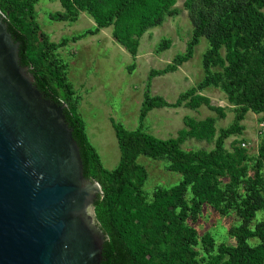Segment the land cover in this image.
I'll use <instances>...</instances> for the list:
<instances>
[{
    "label": "trees",
    "instance_id": "16d2710c",
    "mask_svg": "<svg viewBox=\"0 0 264 264\" xmlns=\"http://www.w3.org/2000/svg\"><path fill=\"white\" fill-rule=\"evenodd\" d=\"M36 1L0 0V14L20 43V64L29 68L45 98L63 105L79 145L84 175L101 186L103 195L93 204L95 218L106 234L100 264H264V216L256 219L257 211H264V136L253 157L239 140H232L230 150L225 147L226 138L242 133L240 122L248 111L264 114V0H184L192 23L185 51L163 68L150 69L135 129L111 119L119 148L113 169L103 166L89 141L79 95L67 78L66 64L54 52L70 39L112 26L113 38L134 59L141 36L179 13L176 0H59L63 11L52 17L74 21L84 11L95 27L58 43L50 42L40 29ZM201 37L208 43L202 55L203 79L180 92L174 102L151 95V78L175 71L189 60ZM170 43L162 40L157 51L169 48ZM209 86L220 88L232 105L233 119L226 127L217 131L212 116L199 120L185 116L184 128L176 137L160 138L144 129L148 112L160 107L203 104L223 117L224 107L211 105L207 96L198 93ZM187 138L213 141V147L183 149L181 143ZM141 155L165 159L168 170L178 172L181 179L148 194L144 189L147 169L138 162ZM204 205L221 215L233 211L239 218L228 229L233 244L217 242L208 232L198 235L192 223Z\"/></svg>",
    "mask_w": 264,
    "mask_h": 264
},
{
    "label": "rangeland",
    "instance_id": "374dc122",
    "mask_svg": "<svg viewBox=\"0 0 264 264\" xmlns=\"http://www.w3.org/2000/svg\"><path fill=\"white\" fill-rule=\"evenodd\" d=\"M183 2L184 0H176L174 6L179 10L177 15L166 17L161 25L149 28L141 36L134 59L113 38L112 26L101 28L93 34L88 33L77 40L70 39L54 52L55 57L66 64L67 78L80 98L79 112L85 123L87 137L107 169H113L119 160V148L111 119L127 129H135L150 69L163 68L175 55L185 51L186 43L191 37L192 23ZM35 11L36 21L48 35L50 42L58 43L63 38L77 36L95 27L91 16L84 11H79L74 21L52 17V13L63 11L59 0H37ZM164 39L170 40L169 48L157 51L159 43ZM207 44V39L201 37L189 60L179 65L175 71L152 77L150 94L174 102L180 92L199 83L204 77L202 55ZM198 93L207 96L211 105L224 107L225 115L220 117L203 104L197 108L184 105L154 108L144 120V129L160 138L176 137L178 131L184 128L185 116L198 120L212 116L216 119L217 131L226 127L233 119V111L225 93L213 86L199 90ZM263 121V113L248 111L240 122L243 126L242 133L226 138L225 147L230 150L232 140H239L240 146L245 148L249 156H256L260 141L258 127ZM181 147L209 150L213 147V141L187 138L181 143ZM138 162L147 169L148 179L144 189L148 194L157 186L169 187L181 179L178 172L168 170L165 159L141 155ZM251 164L252 161H249V165ZM263 216V210L257 211L256 219ZM238 222L239 218L233 211L221 215L204 205L199 218L192 224L199 236L208 232L217 242L233 244L235 240L228 229Z\"/></svg>",
    "mask_w": 264,
    "mask_h": 264
},
{
    "label": "water",
    "instance_id": "95a60500",
    "mask_svg": "<svg viewBox=\"0 0 264 264\" xmlns=\"http://www.w3.org/2000/svg\"><path fill=\"white\" fill-rule=\"evenodd\" d=\"M0 14V264H100L106 234L63 105L45 98Z\"/></svg>",
    "mask_w": 264,
    "mask_h": 264
},
{
    "label": "built area",
    "instance_id": "2783aa9c",
    "mask_svg": "<svg viewBox=\"0 0 264 264\" xmlns=\"http://www.w3.org/2000/svg\"><path fill=\"white\" fill-rule=\"evenodd\" d=\"M258 133L260 136H264V121L260 123L258 127ZM242 145H245V144L242 143Z\"/></svg>",
    "mask_w": 264,
    "mask_h": 264
}]
</instances>
